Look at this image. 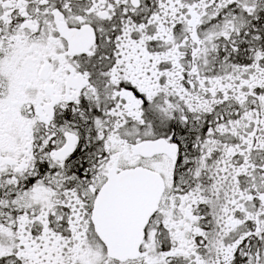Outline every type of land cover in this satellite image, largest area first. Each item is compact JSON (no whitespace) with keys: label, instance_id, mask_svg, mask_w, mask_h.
<instances>
[{"label":"snow or ice","instance_id":"1","mask_svg":"<svg viewBox=\"0 0 264 264\" xmlns=\"http://www.w3.org/2000/svg\"><path fill=\"white\" fill-rule=\"evenodd\" d=\"M0 264H264V0H0Z\"/></svg>","mask_w":264,"mask_h":264}]
</instances>
